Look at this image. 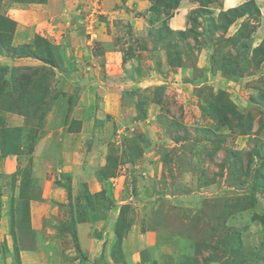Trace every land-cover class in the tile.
<instances>
[{"label": "rangeland", "instance_id": "374dc122", "mask_svg": "<svg viewBox=\"0 0 264 264\" xmlns=\"http://www.w3.org/2000/svg\"><path fill=\"white\" fill-rule=\"evenodd\" d=\"M12 1L0 264H264V0Z\"/></svg>", "mask_w": 264, "mask_h": 264}, {"label": "crops", "instance_id": "0c3cea01", "mask_svg": "<svg viewBox=\"0 0 264 264\" xmlns=\"http://www.w3.org/2000/svg\"><path fill=\"white\" fill-rule=\"evenodd\" d=\"M51 1L54 4L51 5ZM57 1H60V0H47L48 3H45L46 1H44V2H40V1L33 2V1H27V0H13L12 2L16 3V5L18 6L19 10H23V11L29 12V13H33L34 12L35 14H37L36 21H35L36 24L34 23L35 24V28H36L34 30L35 31L34 35H38V36H41V37L45 38V37H48V33H50L49 32V30H50V25L49 24L50 23L48 21L50 19V10L56 9V7H57V5H56L57 3L56 2ZM61 1H63V0H61ZM25 4H27V5L24 6ZM59 7H60V5H59ZM18 8H17V10H18ZM43 28L46 29L45 30L47 32L46 35L44 34L45 31L41 32V30ZM20 35H22V34H20ZM161 51L155 50L153 53L155 55L158 54L160 56V60H159L160 64L159 65L164 67L166 65V56H165L164 60H162L163 58L161 57V54H160ZM115 58H116V56H115ZM154 62H155V59H154ZM154 62L153 61L152 62L149 61V65L154 66ZM88 67L90 68V70H95L96 69V67H92V66H88ZM106 75H108V74H106ZM106 75L104 77H102V82H103V85L106 84L105 86L108 87V86L112 85L113 83H112V80L109 81L110 78H107V79L105 78ZM97 82H99V80L97 81V80L93 79L92 81L89 80L87 83L91 86L92 89H95V84H97ZM125 85H131V84H130L129 81L125 80ZM132 87H134V86H132ZM72 134L73 133H70L69 136H71Z\"/></svg>", "mask_w": 264, "mask_h": 264}, {"label": "trees", "instance_id": "16d2710c", "mask_svg": "<svg viewBox=\"0 0 264 264\" xmlns=\"http://www.w3.org/2000/svg\"><path fill=\"white\" fill-rule=\"evenodd\" d=\"M252 8L254 9V11H257V8L255 7V4H254L253 0H247L245 2H242L240 5H238V6L234 7V8H230L229 10L226 11V13H222L221 14L222 23L227 26V25L231 24L236 18L242 17L243 15H246L247 13H249ZM2 18L3 17L0 16V33L2 31H4L3 30L4 29L3 28L4 26H2V25H4L2 23V20L4 18L3 19ZM7 21H8V19H7ZM12 28H13V26H10V30H8L10 37H11V29ZM222 28H223V26H222ZM170 31H173V30H170ZM242 31H243V28L241 29V31H240L239 34H242ZM178 33L179 34L180 33H183V31L180 30V31H178ZM240 36L241 35L237 36L235 38V41H238L240 39ZM10 40H11V38H10ZM0 44L1 45H7V43L5 41V37L2 34H0ZM167 56L169 57L170 62H172L173 60L171 59V55H170L169 52H167ZM176 59H177V64L180 63V57L177 56ZM210 106L212 108L213 107V104H210ZM215 110H216L215 116L218 119L217 121H218L219 124H224L225 122H228V119L226 117L225 112L222 111V113L221 112L219 113V111H218L217 108H215Z\"/></svg>", "mask_w": 264, "mask_h": 264}]
</instances>
